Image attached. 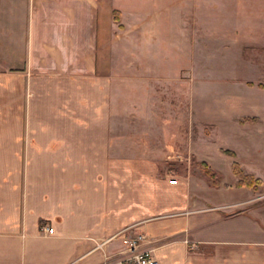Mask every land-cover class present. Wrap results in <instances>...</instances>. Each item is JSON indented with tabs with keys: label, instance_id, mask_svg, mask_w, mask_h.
I'll return each instance as SVG.
<instances>
[{
	"label": "crops",
	"instance_id": "crops-1",
	"mask_svg": "<svg viewBox=\"0 0 264 264\" xmlns=\"http://www.w3.org/2000/svg\"><path fill=\"white\" fill-rule=\"evenodd\" d=\"M100 8L0 0V264H118L135 236L158 264H264L260 205L225 215L153 155L122 159Z\"/></svg>",
	"mask_w": 264,
	"mask_h": 264
},
{
	"label": "rangeland",
	"instance_id": "rangeland-1",
	"mask_svg": "<svg viewBox=\"0 0 264 264\" xmlns=\"http://www.w3.org/2000/svg\"><path fill=\"white\" fill-rule=\"evenodd\" d=\"M100 1L108 135L122 134V159L151 154L156 179L225 215L260 205L264 221V0ZM233 163L259 183L237 187Z\"/></svg>",
	"mask_w": 264,
	"mask_h": 264
},
{
	"label": "built area",
	"instance_id": "built-area-1",
	"mask_svg": "<svg viewBox=\"0 0 264 264\" xmlns=\"http://www.w3.org/2000/svg\"><path fill=\"white\" fill-rule=\"evenodd\" d=\"M170 183H176L171 180ZM144 237L135 236L128 241H125L128 246V252H130L131 257L118 264H158V261L152 256L149 250H138V242L142 241Z\"/></svg>",
	"mask_w": 264,
	"mask_h": 264
},
{
	"label": "trees",
	"instance_id": "trees-1",
	"mask_svg": "<svg viewBox=\"0 0 264 264\" xmlns=\"http://www.w3.org/2000/svg\"><path fill=\"white\" fill-rule=\"evenodd\" d=\"M233 167H234V172H236V175L238 176L239 178V181L237 182L236 186L237 187H242V186H246L248 188H254V185H255V182L256 183H259V181H253V179L251 177H248V176H244L243 174L239 173L238 170H237V165L235 163H233ZM204 169L206 170V174H210L208 176H210L211 178L210 179H213V175L212 173L208 170L207 166L205 167L204 166ZM216 184V182H214ZM213 184V185H215Z\"/></svg>",
	"mask_w": 264,
	"mask_h": 264
}]
</instances>
